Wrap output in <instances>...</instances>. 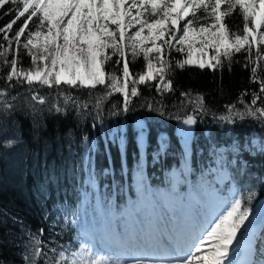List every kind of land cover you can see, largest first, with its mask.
Returning a JSON list of instances; mask_svg holds the SVG:
<instances>
[{
	"label": "trees",
	"instance_id": "1",
	"mask_svg": "<svg viewBox=\"0 0 264 264\" xmlns=\"http://www.w3.org/2000/svg\"><path fill=\"white\" fill-rule=\"evenodd\" d=\"M18 7L22 5L9 3L0 8V28L14 19L15 13L9 9ZM23 21L18 20L7 33L9 38ZM225 22L232 31L241 30L239 9ZM0 46V51L9 49L8 61L18 60V70L33 67L22 47L16 56L15 42L8 45L3 33ZM208 53L215 55L210 49ZM185 54L172 50L165 56L172 61L166 77L172 81L170 91H157L158 81L132 84L146 67L142 57L133 59L129 54L127 87L130 93L135 86L138 95L129 97L127 111L123 93L108 95L104 85L93 89L63 84L29 86L16 78L9 82L4 77L10 64L0 63V92L5 93L0 96V264H56L61 251L70 259L86 239L81 226L90 231L92 223L98 224V233L122 231L121 202L147 191L150 184L164 182L171 167H178L185 176L180 187L193 186L197 176L205 179V170L220 146L228 168L225 181L234 183V197L251 209L264 197V119L231 114L251 106L254 92L260 98L253 107H264V94L259 91L264 60L249 63L248 53L242 50L232 56L231 65L223 60L215 69L196 65L180 69L174 62L183 60ZM116 59L108 62L105 71L121 77L123 85ZM252 59H256L255 46ZM253 67H257L255 80ZM33 96L43 97L45 102ZM198 96L203 97L199 101L202 109ZM230 106H234L231 113ZM229 115L230 120L223 119ZM186 116H192L195 123L191 135L181 140L174 126ZM137 117L145 122L143 134L133 124ZM160 131L164 132L162 140ZM251 137L262 145L250 144ZM226 183L216 184L223 190ZM150 206L157 208L160 225L167 222L168 214L147 201L138 210L140 216L134 212L137 224L148 217ZM109 209L112 214L108 217L105 212ZM37 249L40 255H36Z\"/></svg>",
	"mask_w": 264,
	"mask_h": 264
},
{
	"label": "snow or ice",
	"instance_id": "2",
	"mask_svg": "<svg viewBox=\"0 0 264 264\" xmlns=\"http://www.w3.org/2000/svg\"><path fill=\"white\" fill-rule=\"evenodd\" d=\"M9 3L22 7L9 9V13H15L14 19L0 28V33L4 34L8 45L15 42L16 56L21 47L26 51L33 67L18 70V60L6 58L9 49L0 51L3 58L0 63L10 64L4 79L10 82L16 78L17 82L24 81L29 86L60 87L63 84L94 89L104 85L109 89L108 95L113 91L123 93L124 111L128 110L129 97L138 95L135 86L130 93L127 87L131 74L129 54L133 59L142 57L146 67L131 83L159 81L157 91L172 90V81L166 79L172 70V61L165 59L172 50L186 51L185 59L174 62L180 69L192 65L215 69L223 60L231 65L232 56L242 50L248 53L249 63L264 60V0H0V8ZM237 8L243 27L232 31L225 21ZM21 18H24L23 24L9 38L7 33ZM30 26L34 30H30ZM21 37H24L22 45ZM254 46L255 60L252 59ZM209 49L215 53L210 60L193 59L194 50L203 57ZM114 56L123 85L121 77L105 71ZM261 70L264 71V67ZM251 73L255 80L257 67H253ZM259 91L264 94V79L260 80ZM4 94L0 92V96ZM252 96L251 106L244 112L231 113L234 106H230V113L241 118L264 119V107H253L260 97L255 92ZM33 99L45 102L43 97L33 96ZM197 100L202 109L204 105L199 101L203 97L198 96ZM223 119L230 120L231 115ZM184 122L191 125L195 120L188 116ZM251 215V207L234 197L200 236L192 238L183 253L113 260L93 251L94 245L82 243L70 259L61 251L56 264H241L236 259V245ZM257 239L264 244V235ZM36 255H40L39 249ZM261 257L249 258L244 264H264V252Z\"/></svg>",
	"mask_w": 264,
	"mask_h": 264
},
{
	"label": "rangeland",
	"instance_id": "3",
	"mask_svg": "<svg viewBox=\"0 0 264 264\" xmlns=\"http://www.w3.org/2000/svg\"><path fill=\"white\" fill-rule=\"evenodd\" d=\"M185 58H186V54L184 56V59ZM201 58L204 59L205 61L211 59V55L208 53V50L203 57H201L199 52L195 50L193 51L194 60ZM187 117L188 116L178 121L174 126V133L181 140H184L191 135L192 124L188 125L184 122L187 119ZM133 124L135 128H137V132L139 134H143L145 132V122L143 118L140 117L135 118ZM113 131H114L113 128L110 129L109 131L110 136L112 135ZM163 136H164V132L160 131L159 139L162 140ZM161 144L164 145V140L161 142ZM250 144L260 146L262 145V142L257 137H251ZM218 150L219 152L218 154H215L214 162L210 164L205 170L207 174L205 179H201L197 176L195 180H192L193 186L191 185V187L189 186L187 188L180 187V185L183 184V180L185 179V176L181 174V170L178 167H171L169 168L166 174V178L164 182L150 184V188L147 191L139 193L138 196L134 195L133 197L128 198L125 202H121L120 204L121 208L119 210V213L122 217L124 214L125 215L127 214L128 209H130V212L132 213L137 211L138 216H140L141 212H138V210L140 209L141 206H144L147 201H151L152 204H155L161 210L162 214H165V212L168 214L167 222H165L162 226L164 230L162 231L161 229H158L159 234L158 232H154L156 229V225L153 222L151 224L153 229L152 232L150 233L156 234L157 238L162 236L160 238V241L162 240L161 242H164L165 244L169 245V248H167L165 245H162V247L153 246L150 249L146 248L145 244L147 242H144V236L147 237L148 240L150 239L148 237L149 234L147 235V232L144 233V230L147 228V218H145L143 219V222L142 221L139 222L140 232H141L140 239L141 241L143 240L142 241L143 247L144 246L145 247L143 249L141 247L140 249L141 253L139 255H135L134 257H142V256L150 255L151 252L162 254V253H166L167 250L169 252L170 251L182 252L183 245L186 244L188 239L192 237L200 236L202 231L207 227V225L218 214H220L222 210H226V205L230 204V202L232 201L235 195V185L232 181H225L228 177V168L226 167V163H225V153L223 147L221 146L217 148V151ZM223 181L227 183L224 189L221 190L216 183ZM186 203L190 204V207H192L193 210L196 211V213L198 210V213L196 215L197 217L195 216V219H197L198 222L195 223L194 214H193V222L194 225L196 224L195 229L193 230L192 228L193 227L192 218H189L187 219L186 222V224L189 226L187 231L181 232L180 227L183 226L182 210ZM198 204H200L201 208L198 207ZM263 209H264V197L262 201L258 200L252 207V215L250 217V220L246 222L247 227L242 230V234L239 235L238 237L239 239L238 245L242 244L243 242L242 240L247 239L246 236L252 225L251 222L256 219L258 214L262 212ZM105 214L106 216L109 217L112 214V210L110 209L107 210ZM261 216H264V211L262 212ZM136 221L137 219H135V222ZM98 230H99V225L94 223H92L90 231L85 230V228L81 226V231L85 235L84 238H86L82 243L94 245L93 251L99 252L101 254H106L107 257L113 260L125 259L130 261L132 258H134L133 253L137 251L136 250L137 245H135V243L132 242L130 244V250L128 249L129 240L130 238L131 239L134 238L133 235H131L130 238L126 236L123 237L121 240H115V236H113L116 232L115 230H112L111 233H108L105 230L98 233ZM123 232H125V229ZM167 233L171 235V239L168 238L167 240L165 239V237H163ZM173 233L175 234L174 235L175 237L178 236L175 241L172 240ZM182 237H183V242H181ZM151 240H153L155 244L156 242H158L154 239ZM133 241H135V239H133ZM81 244L79 245L77 252L80 250ZM246 248H254L255 249L254 252L256 251V248L252 244H248ZM260 248H263V246L260 245ZM247 256H250L249 252ZM257 256L259 258H262L261 254L259 253H257Z\"/></svg>",
	"mask_w": 264,
	"mask_h": 264
},
{
	"label": "bare ground",
	"instance_id": "4",
	"mask_svg": "<svg viewBox=\"0 0 264 264\" xmlns=\"http://www.w3.org/2000/svg\"><path fill=\"white\" fill-rule=\"evenodd\" d=\"M261 201L263 200V199H260ZM213 201V200H212ZM260 202V201H259ZM258 202V203H259ZM213 203V202H212ZM257 203V204H258ZM256 204V205H257ZM188 205L189 204H186V208L188 207ZM198 207L199 208H201V206H200V204H198ZM198 211V210H197ZM264 211V209L262 210V212ZM262 212H260L259 214H258V216L256 217V219L255 220H253L251 223H252V225H251V230H249L248 231V238L247 239H245V240H242L243 242H242V244H240V245H236V249H237V252H236V259H238V260H240V261H242V262H244V261H246V260H248L249 258H255V259H260L258 256H257V253H259V254H261V252H264V244H261V243H259V241H258V239L257 240H250L249 239V236H252V230H254V228H256L257 227V222H258V219L260 218V217H262L261 216V214H262ZM263 220L261 221V225H263L264 226V217L262 218ZM188 227L189 226H184V228L182 229V231H184V232H186L187 231V229H188ZM181 231V232H182ZM193 233V232H192ZM148 235V234H147ZM175 234H172V240L173 241H175L176 240V238L177 237H175L174 236ZM261 235H264V232L262 231V230H260L259 231V235H258V237L259 236H261ZM148 237H149V239L151 240L152 238L150 237V234L148 235ZM257 237V238H258ZM161 238V237H160ZM160 238H157L156 239V241H158V242H156V244L153 242V240H148L147 239V237H144V242H147L146 244H145V246H148L149 248H151V247H153V246H159V247H162V245H165L167 248H169V245H167V244H165L164 242H161L160 241ZM168 238L169 239H171V235H166L165 236V239H167L168 240ZM193 238V237H192ZM192 238H190V239H188L187 240V242H186V244H184L183 245V249H182V252L181 253H183V251L187 248V245L188 244H190V243H192ZM132 243V242H131ZM143 244V243H142ZM248 244H252L255 248H256V251L253 253V252H251V256H246L243 252H241V247H244V248H246V246L248 245ZM260 245H262L263 246V248H260ZM241 246V247H240ZM249 254H250V252H249ZM135 255H139V253L138 252H134L133 253V257L135 256ZM153 255H155V256H172V255H176L175 254V252H169L168 250L166 251V253H155V252H153Z\"/></svg>",
	"mask_w": 264,
	"mask_h": 264
}]
</instances>
